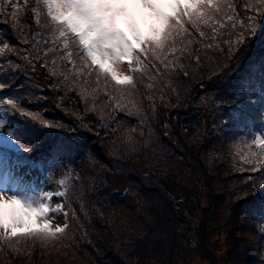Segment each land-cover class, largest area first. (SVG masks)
<instances>
[{"label":"trees","instance_id":"trees-1","mask_svg":"<svg viewBox=\"0 0 264 264\" xmlns=\"http://www.w3.org/2000/svg\"><path fill=\"white\" fill-rule=\"evenodd\" d=\"M15 2L21 5L17 17L24 22L19 31L31 41L37 32V26L32 22L31 5L25 11L23 0H15ZM240 2L243 4L244 0ZM3 6L9 7L7 4ZM239 11H244V8L240 7ZM249 11L251 12V9ZM11 23L10 17L7 22L0 19V47L5 48V51L0 53V61H6L0 64V68L3 69L0 75L5 80H8L9 76H14L9 87L0 90V95L18 101L21 110L17 111L5 106L7 111L2 110V115L7 122L15 124L13 131L20 130L25 133L28 137V139L22 137L25 145L33 138L37 143L27 152L9 151L8 160L12 158L15 164L32 168L36 173L41 171L42 174H46L57 168L58 154H62L65 157V164L71 168H68L66 179H62L63 186L57 181L58 188L55 191L63 187L68 194L67 199L71 207L69 208L68 203H65V210L69 212L67 220L69 226L63 236L48 241L20 237L14 238L10 243L0 242V264H146L147 259L144 257L139 260L138 257L128 256L130 255L128 252H122V244H119L122 236H118L119 230L115 235L105 234L102 241L96 240L95 243L88 241L86 235L88 229L93 226L88 225L91 218L84 212L87 210L86 203L88 202V210H107L111 215L115 210L111 206L117 209L118 206L133 199L134 184H142L146 187L144 194L150 197L153 194L152 201L158 197L161 199V196L164 197L165 202L167 199L169 201L167 203L169 206L160 210V217L148 216L147 213L140 217L139 222L143 226L160 223L150 230V237L147 240H152L153 243L162 242L165 247L170 239L163 241V238H166L165 236H168L172 229L174 236L178 227L185 225L188 241L195 245L193 252L200 254L196 248L202 242L198 235L197 240L191 238L195 229L189 224V217H193L196 208L194 203L199 193L195 184L203 183L205 186L202 187H207L208 183L214 184L215 180L212 177L219 176L221 179L223 174L226 177L222 178L221 184L226 183L223 179L234 183L236 179L242 178L244 171L241 170V165L244 163L235 162L234 159L240 154L243 158L244 154L240 149L246 146L245 143H249L247 138L252 137L255 132H264V89L261 88V82L264 81V67L261 64L264 60V26L258 27L255 36L246 37L238 48L234 47L231 55L227 51L223 54L216 52L213 55L212 50L208 49L207 56L199 34L190 29L192 39L190 42L185 41L187 50L182 59L177 61L175 68L170 67L168 73L156 75L153 80H149L146 74L141 80L142 74L137 73L136 89L131 96L127 95V88L122 93L118 90L120 88L111 83L108 84L105 94L101 84L102 88L98 86L99 94L96 98L103 100L101 113L106 120L95 113L93 121H86V116L78 119L65 111L68 102L78 109L81 94L79 86L74 90H68V85L58 84V77L63 73L60 60H57L56 75L49 74L50 67H41L42 62H37L35 69L32 63L26 62L25 70L22 71L21 64L24 61L20 60L19 53L5 45L11 42L21 50L29 45L18 43V33L14 34L15 30L9 31ZM182 46L177 45L178 48ZM220 46L226 48L224 44ZM188 53H198L201 62L197 64ZM175 55L179 57L181 54L177 52ZM185 58H188L189 63H184ZM169 59L171 60L172 57L170 56ZM180 63L183 64V69L179 67ZM12 64L17 67L14 68ZM67 67L71 68V65ZM185 71L192 76L193 81L190 84H184L185 80L181 79L187 76L184 75ZM152 72L155 73V69H152ZM64 75L69 77V84L74 83L70 73ZM94 81L95 78H91V82L84 88V93L93 97L97 89ZM149 83L153 85L152 88L146 87ZM41 95H45V100H42ZM51 95L53 99H49ZM233 95L241 97L239 104L227 103ZM157 100L159 103L155 107L153 101ZM189 100L199 103L187 104ZM163 102L166 104L165 110L169 111L173 108L169 120H179L178 137L181 142H178L177 136L174 141V136L164 132V125L168 120L163 123V115L160 114L162 110L159 107ZM117 103H120L123 110L116 107ZM39 106L45 107V116L42 115L41 118L34 116L33 119V115L26 114ZM136 109L140 111L136 112ZM129 110L134 114L129 115ZM70 113H73L72 110ZM78 123L82 127L78 126ZM48 124L51 125L50 128L46 126ZM29 129L34 130V133L28 131ZM150 129V132H163L162 148L157 149L158 144L153 142L155 140L147 139L145 133ZM242 137L245 139L242 140ZM129 140L132 141L131 149H133L131 159L122 156L121 152L123 149L121 146ZM140 142L142 145L139 144ZM103 144L106 147H103ZM208 145H212V149L204 148ZM117 146L120 149L116 159H113L112 155L105 154L104 148L116 150ZM253 151L258 150L250 146L247 153L252 154ZM75 156H79L77 161L74 159ZM141 163L142 167L136 166ZM112 168L116 169L117 173L123 174L121 176L128 181L129 191L122 196L117 194L110 181V175L107 174ZM157 168H168L172 173L167 174L157 170L153 177L145 173L146 170L151 172ZM202 170L205 172L200 175ZM257 173L260 176V173ZM104 178L108 181L103 188L97 189ZM191 178H195L196 182L194 183ZM186 179L188 180L185 181ZM76 182L85 190L83 209V205L79 202L81 198L76 199L75 196ZM234 184L237 187L228 189L236 198L237 205L231 211L227 209L230 220L227 222L226 233L231 245L229 254L225 258L226 263L264 264L263 253L260 255L256 248H251L250 241L254 239L264 252V233L260 232V229L264 228V197L251 191L245 194L249 182L240 180ZM156 190L160 195L157 196ZM111 192L114 195H111ZM72 210L75 212L74 216ZM154 212L153 210L152 214H155ZM238 215L240 219L243 217L240 225ZM118 216L125 217L117 213ZM137 217L131 214L132 219ZM112 219L113 217L110 216V221ZM249 223L255 226L253 232L249 228ZM117 225L119 229L121 225L118 219ZM166 225H172L173 228H165ZM122 228L121 226L120 230ZM165 231L168 235H164ZM177 235L184 238L186 236L181 230L177 231ZM254 235L255 237H252ZM116 242L117 247L114 245ZM244 242L246 244H242ZM89 246L97 251H89ZM172 248L167 256L156 247L152 253L164 261L174 262L177 255L179 259L184 260V251L192 250L193 245L192 247L183 245L178 251L174 243ZM238 253L241 254L240 263L235 258Z\"/></svg>","mask_w":264,"mask_h":264},{"label":"snow or ice","instance_id":"snow-or-ice-1","mask_svg":"<svg viewBox=\"0 0 264 264\" xmlns=\"http://www.w3.org/2000/svg\"><path fill=\"white\" fill-rule=\"evenodd\" d=\"M29 5L32 22L37 26L31 41L19 31L24 23L17 17L21 5L15 0H0V19L7 22L10 17L9 31L18 33V43L29 45L21 50L9 42L5 47L18 52L20 60L32 63L33 69L37 62H42L41 67H50V75H56L57 60H60L63 73L62 78L58 77V84L68 85V90L79 86L81 96L91 78H95L94 100L101 84L105 94L111 83L121 91L127 88V95L131 96L136 89L137 73L142 74L141 80L144 74L153 80L156 75L168 73L170 67L175 68L187 50L185 41L192 39L190 29L199 34L207 56L208 49L213 55L225 51L231 55L234 47L238 48L246 37L255 36L258 27L264 26V0H244L243 4L240 0H23L25 11ZM240 7L244 11H239ZM178 44L183 46L178 48ZM4 51L0 47V53ZM177 52L181 54L179 57L175 55ZM188 55L197 64L201 62L198 53ZM3 63L6 61H0ZM125 64L130 74L121 71ZM261 64L264 67V60ZM179 67L184 66L180 63ZM64 73H70L74 83L69 84V77ZM12 79L14 76L5 80L0 75V90L9 87ZM146 87L153 85L149 83ZM261 88L264 89V81ZM240 100L239 95H233L227 103L239 104ZM5 106L21 110L15 99L0 95V110L7 111ZM116 107L121 109L120 103ZM128 114L134 113L129 110ZM28 131L34 133L32 129ZM22 137L28 139L23 131H13L10 124L0 119V242L10 243L20 237L48 241L63 236L69 226L58 224L53 216L62 214L66 221L69 219L65 203L69 208L71 205L63 187L59 191H25L23 177L7 170L9 151L27 152L37 143L33 138L25 145ZM247 139L258 151L244 158L243 163L251 165L250 170L259 172L260 176L245 178L249 181L245 194L251 191L264 197V132H255ZM60 184L63 186L64 181ZM56 198H61L60 202L53 205ZM260 232L264 233V228Z\"/></svg>","mask_w":264,"mask_h":264},{"label":"rangeland","instance_id":"rangeland-1","mask_svg":"<svg viewBox=\"0 0 264 264\" xmlns=\"http://www.w3.org/2000/svg\"><path fill=\"white\" fill-rule=\"evenodd\" d=\"M183 61L184 63L185 62L189 63L188 58H185ZM25 65H26V62L25 63L22 62L21 64L22 71L25 70ZM12 66L14 68L17 67L14 64H12ZM124 73L130 74L129 69L126 70ZM181 79L185 80L184 84H190L191 81H193L192 76L189 74L186 77L183 76ZM100 87L102 88V85H100ZM118 90L121 91V89H118ZM124 91L125 90L121 92L124 93ZM40 97L42 98V100H45L44 98L45 95H41ZM49 99H53L52 95ZM99 99L100 98H95L94 100L93 96H89L88 94L84 93L83 96L80 97V103H79L78 109L75 105H72L71 102H68V105L65 107V111L66 113L72 116H76L78 119L86 116V121H89V120L93 121V118H95V113L100 118L103 119L104 115L103 113H101V107L103 105V100L100 101ZM158 103H159L158 100L153 101V104L155 107L158 105ZM186 103L187 104L191 103L192 105H194V103H199V102L189 100ZM165 106L166 104L165 102H163L161 106L159 107V109L162 110L160 114L163 115L162 117L163 123L168 120L164 125V130H165L164 132L170 133L172 137L174 136L173 137L174 141L177 136L178 142H181L180 138L178 137L179 120L178 119L169 120L171 117V114H172L171 111L173 110V108L167 111L165 110ZM71 110L73 113H70ZM45 111L46 110L44 106L43 107L39 106L37 107V109L36 108L31 109L28 112H30L31 115L35 117L41 118L42 115L45 116V113H44ZM207 116L208 114L205 116V118H207ZM0 119H4L7 124H10L13 130L15 124H13L12 122H7V120L2 115V110H0ZM103 120H106V119H103ZM80 124L84 125L81 122ZM80 124L78 123V126L82 127ZM8 130H9L8 127H6L5 132H7ZM150 131L151 129L145 133V135L147 136V139L150 138L151 140L152 139L155 140L153 142L158 144L157 149L162 148L164 146L163 132L161 133L160 131H154V132L153 131L150 132ZM201 141H202V136H201ZM147 142L148 140H146V143ZM131 144H132V141L129 140L128 142L124 143L121 146V148H123L121 150L122 156L125 155L129 159H131L132 157L131 151H133V149H131ZM139 144L142 145L141 142ZM245 145H246L245 147L240 149V151L244 154L242 155L243 158L240 157L241 156L240 154L239 157H236L234 159L235 162H238V163L240 161L243 162L244 158H247L251 155L247 153L248 148L250 147V143H245ZM103 147H106V146L103 144ZM204 148L206 150H209V148L212 149V145H208ZM119 149L120 148L118 146L116 150L115 148L114 150L104 148L105 154L112 155L113 159L117 158ZM170 151L171 150H169L168 152ZM58 157H59L58 162L56 163L57 168L55 170H51L47 172L46 174H42L41 171L40 172L38 171V173H36L35 170L32 168H28L24 165L15 164L12 158L8 160L7 170L11 171L14 176L23 177L22 187L25 191H31L34 193L42 192V191H55L58 188L57 181L60 182L62 179L64 178L66 179V175L69 173L68 168H71L65 164V157L62 154H58ZM74 159L75 161H77L79 159V156H75ZM119 165H122V164H119ZM115 166H117V164ZM136 166L142 167L143 164L142 163L141 165L136 164ZM250 169H251V165H246V164L241 165V170L244 171V175L242 178L240 177L236 179L234 183H238L240 180H242V182H249L247 179H245L247 177H259V174L257 172L255 174ZM157 170L165 172L167 174L172 173L170 169L168 168H160V169L157 168L156 170H153L151 172L146 170L145 173L152 175L153 177ZM217 170H220V169H217ZM204 172L205 171L202 170L200 175H202ZM107 174L110 175V181L115 187L117 194H121L120 196H122L123 194L129 191V188H128L129 185H128L127 179L121 176L123 174L117 173V170L113 168L109 169L107 171ZM225 177L226 176L223 174L222 178H225ZM82 178L85 180L84 177ZM212 178L215 180L214 184L211 185L208 183L207 187L203 188L202 186H205L203 183L195 184V187L198 189L199 193L197 195L198 199L196 198L197 200L194 203L196 208L195 210L193 208L194 210L193 217L192 216L189 217V224L195 229V231L191 234V238H193V240H197L198 239L197 235H198L200 237V241L202 242V244L198 248H196L198 249L197 252L198 253L200 252V254L198 255L197 253L196 254L194 253L195 245L192 242L188 241L189 236L187 234V231L185 230V225H180L178 229L176 230V234L174 236H173V229H172L173 224L171 226H168V225L165 226V228L171 227L172 229L169 235L167 234L166 231L164 232V235H168V236H165L166 238H163V241H167L170 239L169 241H167L165 247L162 245V242L153 243L151 242L152 240L150 241L147 240L150 237L149 235L150 230L154 228L155 226L159 225L160 223L159 224L149 223L148 225L143 226L139 222L140 217L144 216L146 213L148 216L155 215L157 217H160L159 216L160 210H164V208H167L169 206V204H167L169 201L167 199L165 202V199L162 196H161V199L158 197L157 199L152 201L151 198L153 194L151 195V197L149 195L144 194V192L146 191L145 190L146 187L142 186V184H134L135 193H134L133 199L129 200L126 204L121 205L120 207L118 206L117 209L116 207L111 206V208L113 207L115 209L113 210V214L111 215L110 213L107 212V210L106 211L92 210V209L88 210V202H87L86 203L87 210L84 212H86L91 218V222L88 225L89 226L93 225L86 232V235H88L87 239L91 243H95L96 240L100 242L104 239L105 234L112 233L115 235L117 234L116 231L119 230L118 236L119 235L122 236V239L119 240L120 241L119 244H122L121 246L122 252H125V253L128 252L130 254L128 256H133L135 258L138 257L139 260L144 257L145 259H147L146 264H170V263L171 264H228L226 263L225 258L229 254L228 251L230 250L231 243L229 242L228 235L226 233V226H227V222L230 220L229 211H231V209L233 208H236V205H237L236 198L231 195L228 189L230 187H237V186L231 181L227 182V179H223L226 183L221 184L222 178L220 179L219 176H217L216 178L215 177H212ZM191 179L194 181V183L196 182V180H194L195 178L194 179L191 178ZM187 180L188 179H186L185 181ZM107 181L108 180L104 178L101 181V184L98 186L97 189H101V187L103 188V185ZM74 184H75V191L77 192L75 194L76 199H78L79 197L81 198L79 199V202L81 203V205H83L82 207L83 209L84 208L83 200L85 199V197L83 196L85 194V190L82 186L78 185L77 182ZM110 194L114 195L113 192H111ZM158 195H160L159 191H157V196ZM60 199L61 198L54 199L53 205H55V203L57 202H60ZM227 209H229V211ZM153 210L155 211L154 212L155 214H152ZM117 213H119V215H125V217L124 216L117 217ZM131 214L138 216V217L136 219H132ZM53 216L58 224L63 225L64 223H68V221L65 220L62 214L60 215L53 214ZM110 216L113 217L112 221H110ZM196 216L198 219L196 218ZM117 219H118V223L123 227L122 230H120L121 226L119 229L117 228L118 227ZM241 219H243V217ZM241 219L239 216V221H238L239 225L243 222ZM249 224H250L249 228L253 232V228L255 226L253 227L251 223ZM178 230H181L182 233L186 235L185 238L183 236L179 237V235H177ZM238 236L239 235H236V237ZM252 237H255V235ZM250 241L252 243L251 248L253 249L256 248L257 252L260 255H262V253L264 255V252H262V248L260 247V245H258L254 239H250ZM174 243H175V248H177V250L180 249V247L183 245H189L191 247L193 245V248H191L192 250L184 251V258H185L184 260H182L181 258L179 259L178 255L176 254L177 259L174 262H167V260L164 261L161 257L154 256V253H152V251H155V247H156L161 251V253L164 252V254L167 256L168 254H170V251L173 249L172 246L174 245ZM187 243H190V244H187ZM242 244H246V242ZM114 245H116L117 247V242ZM89 248H90L89 251H92V252L97 251V249H93L90 246ZM175 251L176 249L174 250V252ZM139 255H143V256L139 257ZM235 258L238 263L241 262L240 253H238V255H236Z\"/></svg>","mask_w":264,"mask_h":264},{"label":"bare ground","instance_id":"bare-ground-1","mask_svg":"<svg viewBox=\"0 0 264 264\" xmlns=\"http://www.w3.org/2000/svg\"><path fill=\"white\" fill-rule=\"evenodd\" d=\"M126 70H128V69H127V66L124 65V66L121 68V71H122V72H125Z\"/></svg>","mask_w":264,"mask_h":264}]
</instances>
